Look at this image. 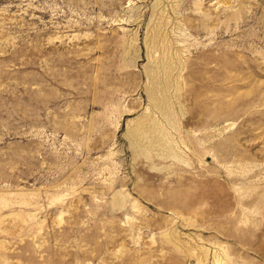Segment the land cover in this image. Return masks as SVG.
<instances>
[{
  "label": "rangeland",
  "instance_id": "1",
  "mask_svg": "<svg viewBox=\"0 0 264 264\" xmlns=\"http://www.w3.org/2000/svg\"><path fill=\"white\" fill-rule=\"evenodd\" d=\"M247 1L236 33L257 31L259 56L263 8ZM197 2L0 0V264H264V64L223 81L235 114L204 122L178 66L210 33L182 12L224 14ZM163 20L180 48L150 93Z\"/></svg>",
  "mask_w": 264,
  "mask_h": 264
},
{
  "label": "bare ground",
  "instance_id": "2",
  "mask_svg": "<svg viewBox=\"0 0 264 264\" xmlns=\"http://www.w3.org/2000/svg\"><path fill=\"white\" fill-rule=\"evenodd\" d=\"M120 1L123 2L124 0ZM201 1L202 0H198L197 2L198 8L202 4ZM218 1L222 3L221 12L224 14V17H221L216 12L214 15L212 13L206 14L207 12L204 10L196 14L182 12L186 28L197 33H210V36L206 37L207 43L199 42V44H191V46H193L191 51L197 53L198 56L195 59L185 58L186 62L178 66L181 70H185L183 72L185 77L193 79L191 80V88H194V86L201 88L200 109L198 111H201L202 115H200V117L204 119V122H217L220 120L223 112L227 113V116L234 115L235 108L233 102L229 105L223 98L226 95H231V90L229 88L249 85L253 76H246L242 72L243 70L248 71L252 75H256L259 73L258 68L264 64V52H261L259 56L253 54L252 45L247 43L248 40L253 39L254 36H256L257 42L259 43L260 38L258 32L247 29L246 31L236 33V28L238 27L240 19L245 21V17H247L243 9L247 7L246 2L248 1L238 0L236 4L238 7L236 10L231 9L234 6L231 0ZM258 4H261L263 9L259 16L255 15V19L264 23V0H259ZM175 8L176 7H174L173 10H175ZM164 25H166L165 20L156 23L152 27L151 37L147 44L149 51L153 49V51L161 52L152 57V66L149 69L145 68L143 70L145 76L148 77L152 83L151 86L147 88L150 93L156 92L155 89H158L160 93L168 89L170 80H167V76L172 72L173 64L167 61V59L164 61L163 58H165V52H168L170 46H174L176 49L180 48L174 44L173 40L167 37V31H164ZM233 33L235 37L231 39V42H225V44L219 42V40ZM124 42L125 41L122 42V57L126 58L130 46H127ZM260 57L262 58L261 60L258 59ZM163 70L164 77L160 79L157 74ZM158 81L160 85H158ZM223 81L235 83L233 87L225 89L222 85ZM240 97L242 100L239 102L248 101L253 97V94L248 93L245 98L242 95H240ZM232 98H234V96ZM155 102L157 106L163 105V99L159 97H155ZM199 106H197L196 109ZM162 109L165 112V107ZM139 129L140 131L142 130L141 128ZM141 133L144 135L146 130L141 131Z\"/></svg>",
  "mask_w": 264,
  "mask_h": 264
}]
</instances>
